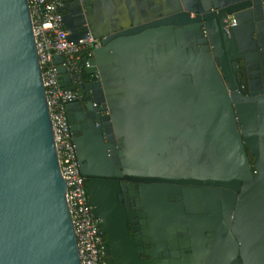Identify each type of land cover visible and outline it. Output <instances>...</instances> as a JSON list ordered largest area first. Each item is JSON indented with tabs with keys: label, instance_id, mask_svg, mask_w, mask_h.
Here are the masks:
<instances>
[{
	"label": "water",
	"instance_id": "1",
	"mask_svg": "<svg viewBox=\"0 0 264 264\" xmlns=\"http://www.w3.org/2000/svg\"><path fill=\"white\" fill-rule=\"evenodd\" d=\"M89 7L95 22H61L68 41L100 40L84 71L95 81L80 71L74 86L62 66L58 77L82 96L65 113L103 254L111 264H156L174 224L195 220L166 195L192 184L212 187L200 200L207 227L196 233L222 240L224 252L168 264H264V0H213L202 17L146 23L139 0ZM120 178L141 184L148 262L129 238L128 224L136 228ZM65 194L27 0H0V264H80Z\"/></svg>",
	"mask_w": 264,
	"mask_h": 264
},
{
	"label": "built area",
	"instance_id": "2",
	"mask_svg": "<svg viewBox=\"0 0 264 264\" xmlns=\"http://www.w3.org/2000/svg\"><path fill=\"white\" fill-rule=\"evenodd\" d=\"M32 33L41 80L49 111L51 129L61 176L66 185V204L77 242L80 264H104L103 238L97 227L83 177L79 174L75 146L72 141L65 105L78 98V90L70 91L60 85L58 67L65 68L74 86L76 75L84 72L93 61V53L100 48V40L87 33L76 43L67 40V31L58 12L60 0H27ZM62 58L56 64L54 58ZM79 56L82 60L79 62ZM95 79V76H91Z\"/></svg>",
	"mask_w": 264,
	"mask_h": 264
},
{
	"label": "flooded vegetation",
	"instance_id": "3",
	"mask_svg": "<svg viewBox=\"0 0 264 264\" xmlns=\"http://www.w3.org/2000/svg\"><path fill=\"white\" fill-rule=\"evenodd\" d=\"M96 1L97 0H60L58 12L60 14L69 15L66 22L70 25L86 21L88 17L95 22L99 15L96 12V9H92L89 6L91 3ZM218 1L219 0H217V2ZM124 4H126V1ZM213 11V0H147L146 3L139 0V8L136 11V15L140 22L142 21L143 23H146L155 20L160 21L180 14H184L190 18H195L196 16L202 17L203 15L210 14ZM120 14L121 13L118 12L117 16ZM198 24L201 25L200 31L205 34V23L199 21ZM261 42L264 43V38ZM255 72H257L256 68L254 69V73ZM94 81L95 79L91 77L88 81L84 82L92 83ZM81 98L82 96L79 92L78 98L74 101ZM77 135L79 136L80 133H77ZM117 143L118 141L115 140L114 144L118 147ZM250 160L252 161L251 158ZM118 181L120 185L124 186L123 192L119 194L123 200L122 205L128 213L134 215L132 220L135 222L134 227L136 230L133 232L131 230L132 227L128 224L129 238L139 242V245H137L136 248L138 249L137 256L140 262H148L152 258L147 253L152 251L153 244L150 241L152 237L149 234L150 228L147 223L148 216L146 210L144 209L143 198L141 197V184L123 178L118 179ZM176 187V191L167 193V202L171 205H181L182 213L195 220L189 219L185 222L179 220L177 224H174L172 228L174 238L173 240L171 238V241L163 240L164 243L162 246L164 247V250H159L158 253L162 256L156 258V264H168V261L172 259H178L179 261L180 256H185L190 259L191 256L208 257L210 255L223 254L224 242L222 240L215 238L214 235L211 236L208 232H205L203 235L196 233L203 231V229H206L207 227V225H203L202 220L200 221L199 218L209 216L211 213L206 210L200 200L203 199V190L212 189V187L192 184L176 185ZM213 189L220 190V188ZM233 193L237 197L239 196V193H235L234 191ZM222 213L223 211L221 210L217 216H221ZM102 238L104 244L105 237L102 235ZM234 238L236 242H239L236 237ZM160 240L161 239L156 236V247H158V249L160 248L158 243ZM239 251L240 246L238 252ZM176 256L178 257L176 258ZM103 259L104 264H111V257L103 254Z\"/></svg>",
	"mask_w": 264,
	"mask_h": 264
},
{
	"label": "trees",
	"instance_id": "4",
	"mask_svg": "<svg viewBox=\"0 0 264 264\" xmlns=\"http://www.w3.org/2000/svg\"><path fill=\"white\" fill-rule=\"evenodd\" d=\"M82 60V56H79L78 61L80 62ZM91 76L86 75L84 72H82V79L83 81H88Z\"/></svg>",
	"mask_w": 264,
	"mask_h": 264
}]
</instances>
